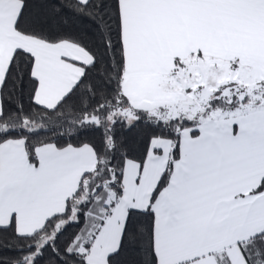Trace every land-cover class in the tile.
I'll return each mask as SVG.
<instances>
[{
  "label": "snow or ice",
  "instance_id": "snow-or-ice-1",
  "mask_svg": "<svg viewBox=\"0 0 264 264\" xmlns=\"http://www.w3.org/2000/svg\"><path fill=\"white\" fill-rule=\"evenodd\" d=\"M0 264H264V0H0Z\"/></svg>",
  "mask_w": 264,
  "mask_h": 264
},
{
  "label": "trees",
  "instance_id": "trees-1",
  "mask_svg": "<svg viewBox=\"0 0 264 264\" xmlns=\"http://www.w3.org/2000/svg\"><path fill=\"white\" fill-rule=\"evenodd\" d=\"M57 3V6H59L61 3H67L68 0H55ZM63 17H66L68 20V28L74 32L79 33H85L88 34V21L79 19L73 14L68 11L67 9H64L61 13ZM121 135L125 136L129 140L136 141L139 140V133L138 130H133L132 132L123 131L120 133ZM97 138L99 137V133L96 134ZM74 229H69V231H73Z\"/></svg>",
  "mask_w": 264,
  "mask_h": 264
}]
</instances>
